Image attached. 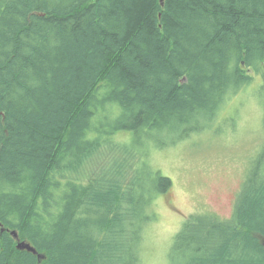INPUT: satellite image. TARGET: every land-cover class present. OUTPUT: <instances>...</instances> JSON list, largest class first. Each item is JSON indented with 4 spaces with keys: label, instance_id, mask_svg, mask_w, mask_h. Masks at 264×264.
Instances as JSON below:
<instances>
[{
    "label": "trees",
    "instance_id": "16d2710c",
    "mask_svg": "<svg viewBox=\"0 0 264 264\" xmlns=\"http://www.w3.org/2000/svg\"><path fill=\"white\" fill-rule=\"evenodd\" d=\"M250 88L264 128V0H0V264H143L172 188L152 154L234 131ZM249 168L169 264H264V149Z\"/></svg>",
    "mask_w": 264,
    "mask_h": 264
},
{
    "label": "rangeland",
    "instance_id": "374dc122",
    "mask_svg": "<svg viewBox=\"0 0 264 264\" xmlns=\"http://www.w3.org/2000/svg\"><path fill=\"white\" fill-rule=\"evenodd\" d=\"M251 88L240 94L239 100L234 98L223 116L224 123L234 121V131L228 125L216 138L207 132L201 139L192 136L152 154L151 164L171 179L172 188L154 203L157 216L146 228L143 264L168 263L173 236L190 214L210 211L221 218L231 215L244 172L251 170V161L264 149L262 107ZM238 105L241 110L236 114ZM112 156L108 147L100 155L101 168Z\"/></svg>",
    "mask_w": 264,
    "mask_h": 264
},
{
    "label": "water",
    "instance_id": "95a60500",
    "mask_svg": "<svg viewBox=\"0 0 264 264\" xmlns=\"http://www.w3.org/2000/svg\"><path fill=\"white\" fill-rule=\"evenodd\" d=\"M10 234L13 237V239L16 240L17 249H20V250L26 249V250L31 251L33 253L36 252V250L28 242H26L25 240H20V238L18 236V232L16 230H11Z\"/></svg>",
    "mask_w": 264,
    "mask_h": 264
}]
</instances>
